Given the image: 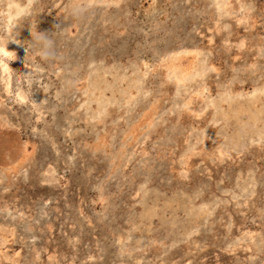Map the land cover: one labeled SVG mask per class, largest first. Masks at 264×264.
Segmentation results:
<instances>
[{
    "label": "rangeland",
    "instance_id": "1",
    "mask_svg": "<svg viewBox=\"0 0 264 264\" xmlns=\"http://www.w3.org/2000/svg\"><path fill=\"white\" fill-rule=\"evenodd\" d=\"M228 1L6 13L13 78L66 29L38 107L0 79V264H264V0Z\"/></svg>",
    "mask_w": 264,
    "mask_h": 264
},
{
    "label": "clouds",
    "instance_id": "2",
    "mask_svg": "<svg viewBox=\"0 0 264 264\" xmlns=\"http://www.w3.org/2000/svg\"><path fill=\"white\" fill-rule=\"evenodd\" d=\"M18 0H0V79H12L18 86V94L21 95L26 103L35 104L37 107L39 104L34 103L30 100V96L33 91V86L37 85V82L41 79V72L43 71L44 63H56L62 59V54L57 48L56 37L62 34L63 30H53L50 34L38 32L36 30V24L34 23L30 36V41L27 46L34 52L38 57L33 65L32 69L28 70L26 75H21L13 78L9 73V61L12 58L13 53L8 51L7 46L10 42L17 43V48H23L18 42L15 41L17 31L9 30L7 38L3 37V21L7 19V15H10V9L18 7ZM79 9L73 8L72 15H76Z\"/></svg>",
    "mask_w": 264,
    "mask_h": 264
},
{
    "label": "bare ground",
    "instance_id": "3",
    "mask_svg": "<svg viewBox=\"0 0 264 264\" xmlns=\"http://www.w3.org/2000/svg\"><path fill=\"white\" fill-rule=\"evenodd\" d=\"M29 1H30V0H29ZM229 1H230V0H229ZM229 1H228V2H229ZM221 4H222V3H221ZM225 5H226V4H225ZM227 5H228V4H227ZM220 6H221V5H220ZM21 8H22V7H21ZM224 10H225V9H224ZM224 10H223V11H224ZM7 22H8V21H7ZM9 22H10V21H9ZM9 22H8V23H9ZM12 26H14V25L12 24ZM16 39H17V38H16ZM16 39H15V40H16ZM8 51H10V50L8 49ZM10 52H12L13 55H15V52H13V51H10ZM12 59H13V57H12ZM17 59H18V58H17ZM179 60H180V59H179ZM205 71H206V70H205ZM195 73H196V72H195ZM196 76H197V74H196ZM182 83H183V80H182ZM182 83H181V84H182ZM261 89H262V88H261ZM8 90H9V89H8ZM257 91H258V90H257ZM226 98H227V97H226ZM225 101H226V100H225ZM225 101H224V102H225ZM255 101H256V100H255ZM209 103H210V102H209ZM204 108H205V107H204ZM216 110H217V109H216ZM256 119H257V118H256ZM183 172H184V171H183Z\"/></svg>",
    "mask_w": 264,
    "mask_h": 264
}]
</instances>
